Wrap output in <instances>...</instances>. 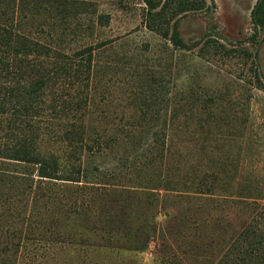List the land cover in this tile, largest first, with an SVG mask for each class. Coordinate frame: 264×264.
Masks as SVG:
<instances>
[{
  "label": "trees",
  "instance_id": "1",
  "mask_svg": "<svg viewBox=\"0 0 264 264\" xmlns=\"http://www.w3.org/2000/svg\"><path fill=\"white\" fill-rule=\"evenodd\" d=\"M144 2L149 10L161 5ZM257 4L258 13L264 0ZM83 6L78 0H0V264H24L40 225L31 213L46 197L36 184L43 180L143 189L151 213L152 204L171 200L176 242L160 244L164 264H264V202L253 195L261 194L257 189L237 188L236 169L226 170V151L236 142L226 138L228 128L209 122V107L196 113L204 118L198 123L188 111L182 122L158 124L157 94L132 122L110 123V105L95 101L96 52L104 45L82 41ZM177 22L168 41L185 49ZM124 150L139 154L129 159ZM94 157L111 159L114 168L87 167ZM112 197L110 203L121 204L120 193ZM149 220L145 226L156 234Z\"/></svg>",
  "mask_w": 264,
  "mask_h": 264
},
{
  "label": "rangeland",
  "instance_id": "2",
  "mask_svg": "<svg viewBox=\"0 0 264 264\" xmlns=\"http://www.w3.org/2000/svg\"><path fill=\"white\" fill-rule=\"evenodd\" d=\"M78 1L85 4L82 41L104 45L96 52L94 78L95 101L110 105L107 120L132 122L156 94L158 124L182 122L188 111L194 113L191 123H198L204 118L196 113L209 107V122L224 125L226 138L236 141L226 151V170L236 169L237 188L257 189L261 194L253 195L264 202V4L257 13V0H152L161 2L156 10L144 0ZM100 17L108 23L100 24ZM175 20L185 49L168 41ZM135 154L127 153L129 159ZM95 165L101 172L114 168L109 158H89L86 166ZM36 184L46 197L33 203L31 217L40 225L23 252L24 264H164L160 244L175 246L177 209L171 200L152 204L151 213L143 189ZM118 193L123 199L115 206L109 200ZM121 212L126 219L114 216ZM148 220L156 234L145 226Z\"/></svg>",
  "mask_w": 264,
  "mask_h": 264
}]
</instances>
